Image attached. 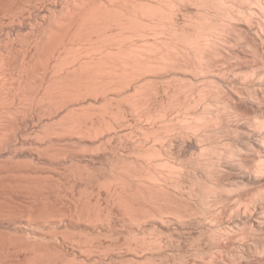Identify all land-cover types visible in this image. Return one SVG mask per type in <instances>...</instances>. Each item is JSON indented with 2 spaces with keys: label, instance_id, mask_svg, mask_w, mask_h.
Here are the masks:
<instances>
[{
  "label": "bare ground",
  "instance_id": "obj_1",
  "mask_svg": "<svg viewBox=\"0 0 264 264\" xmlns=\"http://www.w3.org/2000/svg\"><path fill=\"white\" fill-rule=\"evenodd\" d=\"M170 1L0 0V156L7 154L9 155L6 156L7 158L12 159L13 156L19 158L18 155L21 154L17 153L25 151L29 156L27 155V158L22 153V157L32 162V159H39L44 151L46 154L43 155L46 160L43 161L44 164L57 167V164L61 166L66 162L76 164L78 161L75 162L78 158H75L76 155L78 152L82 155L87 151L86 149L91 154H93L92 150L103 152L110 163L108 168L111 176L107 175L109 173L106 175L109 178L112 177L114 183L109 182L111 179H106L105 176L102 178L103 181L95 178L92 175L93 172L92 174L86 172L89 171V169L86 170L87 165L82 172L75 164L73 166L78 167L77 169L70 165L73 169L66 170L67 180L65 181L69 184L79 181L89 185V181L93 183L95 179L98 181L97 184L105 180L106 184H113L112 191H108L111 194V203L116 209L118 208V211H121V216L122 214L126 216L128 219L126 221L131 224L130 227L134 224L140 226L138 223L145 222V218L147 221L155 220L154 223L159 220L157 223L163 226L166 222L172 224L170 230L179 235L189 231L187 228L189 223L195 224L199 229L198 232L201 230V234L207 233L211 240L213 237L217 239L216 244L210 246L207 243L211 240L208 238V241L207 234L205 235L206 240L203 244L209 246L205 245L206 248L203 251L210 256L207 255L206 261H202L206 258H204L205 254L201 256L203 257L199 260L202 261L201 263L251 264L252 261L247 255L254 248L253 253L257 251L262 256V260L258 259L260 256L256 253L259 257H256L257 262L253 260L254 264H264V165H262L264 164V118L263 114L260 118L256 116L259 119L263 118L260 121L263 124H261L262 127L256 118L258 120L256 123L260 127L257 126L255 122L253 123L254 118L250 120L248 116L242 115L241 105H239L243 104L259 113L264 112V0H246L250 4L240 3L241 6L239 5L241 0L239 2L237 0H193L192 4L202 11L201 23L198 22L197 25L196 20L194 22L197 25L196 29L199 26L201 39L198 36L195 38L196 34L198 35V29L194 37L192 35L195 32L192 30L190 37L188 34L179 36L183 38L182 44H179L181 46L176 45L177 41L173 39L180 35L176 29L178 24L175 26L179 19L176 22L175 19L170 20L173 17L170 13L172 9ZM170 42H172L171 46ZM179 73L185 78H179ZM168 77L173 78L174 81L178 77L179 80L175 82L171 80L173 83L170 84ZM164 79H166L165 83L161 81ZM180 80L182 83H179ZM158 81L165 84L164 86L161 84L162 87L158 85L161 89L157 86ZM259 113L257 115H260ZM132 119L139 123L135 126L140 128L138 130L141 131V136H136L139 138L136 142L135 138H133L134 141L132 139L133 143L127 142L129 145L132 143L131 146L125 142L130 149L125 151V148L128 149L126 146H121L120 149L118 145L109 143L112 138L116 137L117 140L122 136L126 138L124 136L127 133L128 137L129 134L135 133L136 128L134 129ZM203 137H207L208 141L210 139V142L205 143L203 140L204 144L201 139ZM234 139L238 141V146L231 142ZM122 142L120 140L119 145ZM241 154H244L246 159L249 156L256 163L252 166L244 164ZM16 157L15 159H18ZM88 157L92 158V156ZM11 159H7L5 164L0 163V173L4 174L13 170L16 172L21 166L23 167V165L18 167V164L19 169H4L3 166L11 162ZM31 162L28 164L30 165ZM43 162L40 161L42 164ZM79 162H81L80 159ZM33 164L38 166L39 162ZM27 167L33 168L28 165ZM27 167L21 170L28 172L29 169H25ZM70 167L68 168L71 169ZM102 167L105 168V166ZM45 168L47 169L46 166ZM45 168L41 171L47 172L48 169L44 170ZM33 169L36 170L34 176L33 170L32 173L30 171L31 176L24 175L23 171V175L20 171L14 172L15 175L14 173L13 175L27 176V181L30 178V183L35 181L37 184L39 181L45 183L53 176L48 172V176L46 173L40 174L43 176H36L38 169L35 167ZM194 169L200 171L205 177L201 182L200 172L194 171L196 174L193 172V178L191 177L190 171ZM56 172L59 175L60 172L58 173L57 170ZM57 174L55 173L56 176ZM195 176L200 178H198L199 181H193ZM21 177L20 179L23 180ZM187 182L190 184L188 185ZM202 182L203 185L200 184ZM192 183L198 184L195 185L197 189L192 188L194 186ZM108 184L106 185L108 189L105 188L106 192L111 190ZM199 184L201 188H198ZM102 185L104 183L99 184L100 187ZM85 191L87 192V189L79 192V196L69 198L65 203L61 200L63 197L67 199L66 195L57 194L60 198H57L56 206L60 204V207L55 209L58 211L55 214L59 215V218H61L60 215L64 217L63 215L70 214L69 219L72 216L81 218H76L80 221L84 219L82 223L89 224L97 232L95 237L98 241L94 238L98 243H92L91 238L90 243L84 241L82 244L71 245L69 249L72 253L68 249L67 252H70L73 257L77 256V261L73 258L75 263L68 260V254L66 255L62 250L66 258L59 255L62 254L61 251L59 254L58 252L48 254L47 251L50 250H47L44 254L46 249L32 248L31 256H28L31 258L27 257L29 261L26 264H88V262L90 264L91 261L93 264L97 260L100 264L102 260H107L108 252L113 251L112 254L115 257L119 255L120 249H117V252L108 251L109 248L113 249L111 246L116 244L114 241L119 244L118 237L111 246L108 245L106 250V247L102 246L101 237L97 236L102 235L101 239H107V233L110 237L111 234H116V230L120 232L119 227L113 226L110 222L115 221L114 217L112 218L113 215L110 216V213L113 214L114 211L112 209L113 212H111L108 209L109 204L106 201L110 200V197L107 198L110 195L106 193L107 206L105 207L108 210L104 215V221H101L100 226L96 228L95 213L98 212L97 210L100 212L102 207L101 205L99 207V202L97 203L99 198L94 201L96 203H93L90 198L92 192L86 194ZM243 194H247V197L244 198ZM193 199L199 203L200 207L190 205ZM54 201L57 202L55 199ZM96 204L99 209H96L94 213L92 207ZM60 208L64 213L68 211L70 213L68 212L67 215L59 213ZM55 214H52V217L50 214L51 218H47L59 220L58 217L53 216ZM140 218L144 220L141 221ZM23 224L24 222L20 221L14 226L20 229ZM149 227H154V224ZM129 230H126L128 236L123 240H126L124 245H128L125 253L130 255L131 261L141 260L144 252L141 250L142 253L139 255L136 251L141 247L150 249L144 251H150L151 255L154 251L157 252V248L162 243L161 238H157L158 235L152 239L151 234L150 238L146 234L143 235L142 231L137 230V233L136 231L134 233L133 229L131 232ZM52 231H54L53 227ZM151 231L154 230L151 229ZM159 232L162 231L159 230ZM168 237L170 238V235ZM54 238H49V243ZM54 240L56 241L57 238ZM35 245L33 247L39 246V244ZM118 246L116 248L120 247ZM53 247L55 248V243ZM93 247L94 249H91ZM99 248L103 249L102 252ZM239 248L249 249L250 252L247 254L248 250L241 249L246 255L244 253L240 256ZM51 253L58 256L49 257ZM2 254L0 264L15 263V260L11 262L12 258L6 260L5 254ZM156 255L155 257L158 258L159 254ZM143 256L149 258L146 255ZM51 257L57 258L56 261L59 257V260L56 262ZM164 257L168 258V256ZM117 258L121 259L123 256ZM145 258L142 257V260L147 261L148 259ZM108 261L111 260L108 259ZM122 261L124 260L121 259Z\"/></svg>",
  "mask_w": 264,
  "mask_h": 264
},
{
  "label": "rangeland",
  "instance_id": "obj_2",
  "mask_svg": "<svg viewBox=\"0 0 264 264\" xmlns=\"http://www.w3.org/2000/svg\"><path fill=\"white\" fill-rule=\"evenodd\" d=\"M181 2H179V0H171L170 1V4L172 3H174L173 5L171 4L170 6V8H172V9H170V13H172L173 15V17H171L170 18V20L171 19H173V21H174V19H175V22H176V20H178L177 22H176V24H175V26H176V29H178V31H179V34L180 35H178L177 37H176V39H175V37L173 38L174 39V41H177L176 42V45H179L180 43L182 44V40H183V38L182 37H179V36H183L184 34L186 35V34H188V36L190 37V35H192V34H190V33H193V31L195 32L192 36L194 37L195 36V34H196V30L199 28V26H198V28L196 29V27H197V25L199 24V23H201V16H202V14H201V10H199V8L197 9V6L194 4H192L193 2V0H183V1H185V3L182 1V0H180ZM187 1H189L188 3H187ZM238 2L240 1V0H237ZM242 1V2H241ZM240 2H239V5H240V3H242V5L243 4H246V3H249V2H247L246 0H241ZM179 2V3H178ZM177 3V4H176ZM183 3V4H182ZM187 3V4H186ZM182 4V5H181ZM250 4V3H249ZM193 7H192V6ZM177 6V7H176ZM189 8H188V7ZM241 6V5H240ZM179 7V8H178ZM192 7V8H191ZM194 7H196V8H194ZM181 8V9H180ZM176 9V10H175ZM183 9V10H182ZM243 9V8H242ZM182 10V11H181ZM186 10V11H185ZM196 10V11H195ZM244 10V9H243ZM172 11H174V12H172ZM176 11V12H175ZM198 11H199V13H198ZM195 12V13H194ZM197 12V13H196ZM192 13V14H191ZM177 14V15H176ZM190 14V15H189ZM197 14V15H196ZM199 14V15H198ZM181 15V16H180ZM185 17H184V16ZM189 15V16H188ZM192 15V16H191ZM195 15V17H193ZM178 16V17H177ZM198 16V17H197ZM177 17V18H176ZM184 17V18H183ZM189 17V18H188ZM194 18V19H193ZM195 20H196V22H195ZM198 20V21H197ZM184 21V22H183ZM187 22V23H186ZM197 23V25L195 24V23ZM199 22V23H198ZM183 23V24H182ZM190 23V24H189ZM195 24L194 26H193V24ZM181 24V25H180ZM190 26H189V25ZM201 25V24H200ZM178 26H179V28H178ZM185 26V27H184ZM191 27V28H190ZM182 28V29H181ZM191 29V30H189V29ZM195 28V29H194ZM181 29V30H180ZM183 30H184V32H183ZM193 30V31H192ZM177 31V32H178ZM188 31V32H187ZM191 31V32H190ZM186 32V33H185ZM198 35L196 34V36H195V38H197V36H198V38L199 37H201V34H200V32H199V29H198ZM177 34V33H176ZM199 34H200V36H199ZM184 35V36H185ZM191 36V37H192ZM170 37H171V35H170ZM187 37V36H186ZM199 39H201V38H199ZM171 41V40H170ZM171 44H170V46L172 45V42H170ZM179 46H181V45H179ZM171 48V47H170ZM171 60V59H170ZM172 71V70H171ZM170 71V72H171ZM172 73V72H171ZM171 73H170V75H171ZM178 76H179V78H181V77H183V75H181L180 73L178 74ZM168 78H170V84H172L173 82H175V81H177V80H179L178 79V77H176L175 79H177V80H175L174 81V79L173 78H171V77H168ZM183 78H185V77H183ZM183 78H182V80H183ZM165 80L166 79H164V80H161V81H163L164 83H165ZM171 80L173 81V82H171ZM163 82H160L159 83V81L158 82H156V83H158L157 84V86L158 85H160L161 86V84H163ZM186 82V81H185ZM184 82V83H185ZM178 83V82H177ZM179 83H182L181 82V80L179 81ZM186 83H188V82H186ZM165 84H163L162 86H164ZM196 85V84H195ZM160 86H158V87H160ZM161 86V87H162ZM161 87L159 88V89H161ZM239 105H241V112H243L242 113V115H245V117H249L250 118V120H252L253 118V123L255 122H257L258 120H259V124L261 125L262 123H260V121H261V119H263L264 118V112H260L259 113V111H256V110H254L253 108L251 109L250 107H247V106H245V105H243V104H239ZM246 109V110H245ZM244 110V111H243ZM255 111V112H254ZM246 112V113H245ZM249 112V113H248ZM260 114V115H257V114ZM254 114H255V117H254ZM261 114H263V118H261V119H259L260 117H262V115ZM256 116H258V117H256ZM258 120H257V119ZM131 120V119H130ZM129 120V121H130ZM257 120V121H256ZM132 121H133V119H132ZM132 121H130L131 122V124H132ZM264 121V120H263ZM134 122V121H133ZM136 122V121H135ZM133 123V125L135 126H138L137 124H139V123ZM258 123V122H257ZM256 123V125L257 126H259L258 124ZM130 124V125H131ZM263 125V124H262ZM262 125H261V127H262ZM132 126V125H131ZM136 126L134 127V129L136 128ZM260 127V126H259ZM133 128H132V131L134 130ZM137 129V130H136ZM135 129V133L133 132V133H131V134H129V137H128V133H127V135H125L124 137H126V138H123V136L120 138H118L119 139V141L121 140V141H123L122 142V144H120L119 145V141H117L116 140V137L115 138H112V139H110V141H109V143H111L112 145L114 144L115 146H119L120 147V149H121V146H126L125 144L127 143V142H132L133 143V141H134V139L133 138H135V142L139 139V138H137V137H139V136H141V131L140 130H138V129H140V128H136ZM261 130V129H260ZM262 130H263V128H262ZM131 131V132H132ZM140 131V132H139ZM133 135V136H132ZM139 135V136H138ZM137 136V137H136ZM130 138L131 140H129L128 138ZM204 138V137H203ZM203 138H201L202 139V142L204 143V141H205V143H209L210 142V139H209V141L206 139L207 137H205L204 139ZM124 139V140H123ZM127 139V140H126ZM132 139H133V141H132ZM116 140V141H115ZM204 140V141H203ZM207 140V141H206ZM126 142V143H125ZM134 142V143H135ZM232 143L234 142V145H237L238 144V141L236 140V139H234V140H232L231 141ZM235 142H236V144H235ZM121 143V142H120ZM132 143H130V145H129V143H127V145L128 146H131L132 145ZM204 143V144H205ZM231 143V145H233ZM233 145V147H235ZM128 146H126L128 149L126 150V148L125 147H122L125 151H128L129 149H130V147H128ZM238 146V145H237ZM79 148H77V150H78ZM87 151H89L88 149H86ZM174 151L176 150L175 148L173 149ZM43 151V150H42ZM42 151H40V152H42ZM78 151H81V149L80 150H78ZM85 152V153H82V155H81V153H79L78 152V154L76 155V157L75 158H79L80 159V161L82 162H79V159L77 158V159H75V162H76V164L73 162V163H70V162H66L65 164H63V165H58L57 164V167H56V165H54V166H50L48 163V165H49V167H52L51 169H49V167H48V165H46V164H44V162L46 161L45 159H44V156L46 155L45 154V152L43 151L42 153H43V155H41L40 154V158L39 159H32V162H33V160H34V162L35 163H37L38 164V162H39V164H40V166H39V164H38V166L36 165V164H33L32 162H31V160H29V159H27L28 157H27V152H25V151H23V152H20V153H17V154H21V155H18L19 156V158L18 157H16V156H13L14 157V160H12L13 159V157H12V159L11 158H7L9 155H7V154H3L2 156H0V163H4L5 164V162H7L8 160L7 159H11L10 161L12 162L13 161V163H11V162H9V163H6V165L5 166H3V168L4 169H16L17 168V165L19 164V166L18 167H20L21 165H23V167H27V165L28 166H31V167H35V169H38L37 170V174H36V176L37 175H40V174H43V173H46V175H47V172H48V174H52L51 176L52 177H54V178H52V177H50L51 179H47L48 180V182L46 183V181H45V183L44 182H38V184H40L39 186H37L38 184H37V182H35V181H31V183L29 182L30 180V178L28 179V181H27V176H31V174H30V171H31V173H32V170L34 171L33 172V176H34V173L36 172V170H34L33 168L31 169L30 167L28 168H25V169H29V174H27L26 172H24V170H21L23 167L21 166V168L19 169V168H17V169H19V170H16V172L17 171H20V172H22V175L24 174V175H27V176H23V177H21V178H23V180L22 179H20V177L18 178L17 177V175H20V174H16V176H14L15 175V171L13 170V171H10V172H8V173H4V174H2V173H0V255H3L2 253H4L5 254V256L7 257H5L6 258V260H11L10 258H12V263L14 262V260H15V263L14 264H26V262L27 261H29V260H27V257L28 256H31V253H30V250L32 249V248H34V249H42V248H44V249H46L45 250V253L44 254H46V251L47 250H50V251H47L48 252V254L50 253V252H58L57 254H59L60 253V251L62 250L66 255H67V259L68 260H71L72 261V263H75L74 261H73V258L76 260H78V258H77V256H75V257H73V255L71 254L72 253V251H70V249H69V247H71V245L72 246H75V245H77V244H82L84 241H86V242H89L90 243V239L92 238L93 240H95V238L97 239V237H95L96 236V234H97V232H95V230H93L92 229V227L89 225V224H84V222L82 223V221H84V219L82 220V221H80V220H77V219H81V218H75L74 216H72V218L71 219H69V216L71 217V215L69 214V215H67V213L69 212H67V210H64V211H66L67 213H64L62 210L63 209H61L60 208V210H59V213L60 212H62V214L64 213V214H66L67 216H65V215H63L64 217H62L61 215H60V217L61 218H59L56 214L58 213V211L57 210H55V209H57V207H60L59 205L60 204H57L58 206H56V203H58V199L60 198L58 195H59V193H60V195H66L65 197L67 198V199H65L64 197L62 198V200L61 201H64V203L65 202H68V201H66V200H68L69 198L71 199L72 197H75L76 195L77 196H79L80 195V193L81 192H84V190H86L87 189V192L89 193L90 191L92 192V195H91V193L89 194V195H91V201L93 202V203H96V202H94V201H97V198H99V201H97V203L99 204V207H100V205H101V209L102 210H100V212H99V210H97L98 212H94V211H96V209H99V207L97 206V204H96V206L95 207H98V208H95L93 205V207H92V211L95 213V217H96V219H97V221H96V228L97 227H99L100 226V222L101 221H104V215H105V213L107 212V210L108 209H110V211L113 209V211H111V212H113V214H111L110 213V216H112V218L115 220H113L114 222H112V221H110L112 224H113V226H116L118 229H119V231L120 232H118V230H116L117 232H116V234L115 233H113V234H111V236L110 237H108L110 234L109 233H107L108 234V236H107V239H105L104 237L106 236V235H104V239H101L102 238V235H97L98 237L100 236L101 238H100V240H101V242L103 241V247L107 250V247H108V245H110L111 246V243L117 238L118 239V241H119V244H121V246L117 243V241H114V242H116V244L114 245V246H111L113 249H111V248H109V250L108 251H110V250H114V251H116L117 252V249H120V251L118 250V254L119 255H121V256H117V257H122L123 256V258H121V259H123L124 261H122V262H124V263H122L121 262V259H119V258H117V257H115V256H113V251H111V253L110 252H108V255H107V260L106 259H104V260H106L105 262H104V260H102L103 262H101L100 264H133V261H134V264H139V262L141 263V264H144L145 262H146V264H200L202 261H206V260H208L207 258L210 256V254L208 255L207 253L205 254V251H203L204 250V248H206L207 246H211V245H215L216 243V237L214 238H212V240H211V237H208V234L207 233H205V232H202V234H201V230H200V232H198L199 231V229L197 228V226L195 225V224H191L190 225V223L187 225V228H188V230L189 231H191V232H189V231H187V232H184V234L183 233H180L179 235L178 234H176L174 231V234H173V232H172V230H170V227H171V225L172 224H170V223H167L166 221V223H165V225L163 226V224H159V223H157V222H159V220L158 221H156L155 223L157 224H155L154 223V221L155 220H153V222H152V220H146V218H145V222L143 221L144 220V218H140L139 220H141V221H143L141 224H139L138 223V225H140V226H135V224L134 225H132L131 227L129 226V225H131L130 224V222L128 223L126 220H128L127 218H126V216H125V218H124V216H123V214H122V216H121V211L119 210H117L116 209V207L115 206H113V204L111 203V194L110 193H108V191L110 192V191H112V185L111 184H108L110 187H109V189H111V190H107V192H106V190H105V188H107L106 187V180L104 181V182H102V183H104V185H102L101 187L99 186V184L101 185L102 183H100L99 182V184H97L98 183V181L97 180H93V183H92V181H89L90 183H89V185H84V182L82 183H80L79 181L78 182H76V183H72V184H69L67 181H65V180H67L66 179V175H65V173H67L66 172V170L68 171V170H72L73 168H75L76 166H78L79 167V169L83 172V169H85V166L87 165V167L88 168H86V170L87 169H89V171L87 170H85L86 172H89V173H91L92 174V172H93V176L95 177V178H99L101 181H103L102 180V178H104L103 176H105V178L107 179V178H109V177H107V175L108 176H111L110 175V170H109V165L108 164H110L109 163V160H107L106 159V157L103 155V152H95L94 150H92L93 151V154H91V153H89V152ZM22 153L24 154V156H26V157H22ZM96 153H97V155H96ZM16 154V155H17ZM88 154V155H87ZM101 154H102V156H101ZM242 156H241V159H242V157H243V159H242V161H243V163L245 164V163H247V165L248 164H250V165H248V166H252V164H255L256 162H254L249 156H247V159H246V157H244L243 155L244 154H241ZM7 156V157H6ZM21 156V157H20ZM29 156V155H28ZM85 156V157H84ZM88 156H92V158L91 159H89V157ZM102 157V159H101V157ZM103 156H104V158H103ZM15 157L16 158H18V159H15ZM88 159H87V158ZM94 157V158H93ZM5 158H7V159H5ZM23 160H22V159ZM31 158V157H30ZM100 158V159H99ZM247 161H246V160ZM5 160V161H4ZM7 160V161H6ZM27 160V161H26ZM88 160V161H87ZM91 160V161H90ZM93 160H94V162H93ZM101 162H100V161ZM103 160V161H102ZM105 160V161H104ZM2 161V162H1ZM17 161V162H16ZM23 161V162H22ZM31 162L30 163V165L28 164L29 162ZM37 161V162H36ZM40 161H44L43 162V164L42 163H40ZM90 161V162H89ZM107 161V162H106ZM19 162V163H18ZM20 162H21V164H20ZM28 162V163H27ZM62 162V161H61ZM103 162V163H102ZM106 162V163H105ZM254 162V163H253ZM10 163H11V165H10ZM24 163V164H23ZM27 165H26V164ZM85 163V164H84ZM88 163V164H87ZM97 163V164H96ZM101 163V164H100ZM8 164V165H7ZM73 164H75L74 166H73ZM100 164V165H99ZM104 164V165H103ZM33 165V166H32ZM37 166V168H36V166ZM70 165H72L71 167H73V168H71L70 167ZM83 165V166H82ZM262 165H264V164H262ZM43 166V167H42ZM45 166L47 167V169L49 170H47L46 168H45ZM90 166V167H89ZM102 166H105V168L104 167H102ZM1 167V166H0ZM59 167V168H58ZM68 167H70L71 169H69ZM78 167H76V169L78 168ZM81 167V168H80ZM82 167H84V168H82ZM43 168H45L44 170H47V172L46 171H41V169L43 170ZM55 168V169H54ZM95 168V169H94ZM101 168V169H100ZM103 168V169H102ZM31 169V170H30ZM104 169H108V170H104ZM55 171V172H52V171ZM56 170L58 171V173H59V175L57 174V172H56ZM75 170V169H74ZM79 170V171H80ZM91 170V171H90ZM52 173H51V172ZM62 171V172H61ZM69 171V172H70ZM75 171H77L78 172V170H75ZM108 171V172H107ZM196 172V173H198V172H200V171H198V170H192V171H190V175H191V177L194 175L193 174V172ZM15 172V173H14ZM42 172V173H41ZM50 172V173H49ZM194 172V173H195ZM13 173H14V175H13ZM17 173H19V172H17ZM55 173L57 174V176L55 175ZM106 173H109V174H107L106 175ZM195 173V174H196ZM46 175H44V176H46ZM49 175V176H50ZM40 176H43V175H40ZM48 176V175H47ZM56 176V177H55ZM97 176V177H96ZM196 176H198V174L196 175ZM196 176L194 177L195 179H193V181H195V180H197V181H199V179L198 178H196ZM199 176H201V180H200V182L202 181V179L203 178H205V177H203V175H202V173L200 172L199 173ZM13 177H15V178H13ZM18 178V179H17ZM24 178H26V180L24 179ZM112 177H110L109 179H111ZM193 178V177H192ZM12 179V180H11ZM16 179V180H15ZM53 179V180H52ZM108 179V180H109ZM113 179V178H112ZM112 179L109 181V182H113L112 181ZM14 180V181H13ZM22 180V181H21ZM108 180H107V182H108ZM204 180H206V179H204ZM25 181V183H23ZM62 181V182H61ZM6 182V183H5ZM19 182V183H18ZM67 182V183H66ZM96 182V183H95ZM196 182V181H195ZM4 183V184H3ZM15 183V184H14ZM18 183V184H17ZM23 183V184H22ZM31 185H30V184ZM63 183V185H61ZM79 183V184H78ZM114 183V182H113ZM188 183V185L190 184L189 182H187ZM199 183V182H198ZM33 184V185H32ZM37 184V185H36ZM41 184H43L42 186H41ZM106 184V185H105ZM194 186H192V188L193 187H196L198 184L197 183H192ZM197 184V185H196ZM200 184H202L203 185V182L202 183H200ZM199 184V187L198 188H201L202 186ZM19 187H18V186ZM36 185V186H35ZM196 185V186H195ZM40 186H41V189H40ZM48 186V187H47ZM63 186H65L64 188H63ZM100 188H99V187ZM105 186V187H104ZM2 187V188H1ZM5 187V188H4ZM8 187V188H7ZM17 187V188H16ZM22 187V188H21ZM26 187H28V188H26ZM44 187H46V188H44ZM60 187V188H59ZM97 187V188H96ZM104 187V188H103ZM13 188V189H12ZM19 188V189H18ZM21 188V189H20ZM31 188V189H30ZM36 188H39V189H37L36 190ZM81 188V189H80ZM85 188V189H84ZM3 189V190H2ZM25 189H27V191L25 190ZM30 189V190H29ZM35 189V190H34ZM45 189V190H44ZM80 189V190H79ZM83 189V190H82ZM95 189V190H94ZM108 189V188H107ZM194 189H197V187L196 188H194ZM40 190V191H39ZM66 190V191H65ZM82 190V191H81ZM30 191H32V192H30ZM34 191V192H33ZM38 191V192H37ZM56 191H57V193H56ZM71 191H72V194H71ZM102 191H103V193H102ZM24 192V193H23ZM65 192V193H64ZM80 192V193H79ZM86 192V191H85ZM87 192H86V194H87ZM97 192V193H96ZM7 193H8V195H7ZM23 193V194H22ZM26 193V194H25ZM36 193H37V195H36ZM106 193H107V195L109 194L110 196H107V198L108 197H110V200L109 199H107L106 198ZM112 193V192H111ZM3 194H5V195H3ZM32 194V195H31ZM35 194V195H34ZM41 194V195H40ZM56 194V195H55ZM58 194V195H57ZM245 194V193H244ZM243 194V197L245 198V197H247V194L246 195H244ZM27 195V196H26ZM96 195V196H95ZM102 195V196H101ZM16 196V197H15ZM22 196H24V197H22ZM35 196V198H33ZM28 197H30V198H28ZM38 197V198H37ZM95 197V198H94ZM12 198V199H11ZM18 198V199H17ZM58 198V199H57ZM77 198V197H76ZM3 199V200H2ZM30 199V200H29ZM54 199L55 200H57V202H55L54 201ZM93 199V200H92ZM95 199V200H94ZM107 199V200H106ZM27 200H29V201H27ZM46 200H48V201H46ZM59 200V201H60ZM107 201V204H109L108 205V209H106L107 207H105V206H107V204H105L106 203V201ZM109 200V201H108ZM195 199H193L192 201H190V205L192 206V207H196V206H198V207H200V205H199V203L195 200ZM5 201V202H4ZM9 201H10V203H9ZM46 201V202H45ZM90 201V202H91ZM194 201V202H193ZM28 202V203H27ZM35 202V203H34ZM55 204H54V203ZM92 202L90 203V204H92ZM22 203V204H21ZM32 203V204H31ZM45 203V204H44ZM50 203V204H49ZM60 203V202H59ZM193 203V204H192ZM4 206H3V205ZM8 204V205H7ZM25 204V205H24ZM29 204V205H28ZM53 204V205H52ZM105 204V205H104ZM7 205V206H6ZM20 205V206H19ZM23 205V206H22ZM42 205V206H41ZM48 205V206H47ZM52 205V206H51ZM112 205V206H111ZM26 206V207H25ZM40 206V207H39ZM50 206H51V208H50ZM7 207V208H6ZM24 207V208H23ZM105 207V211H104V213H102V211H103V208ZM39 208V209H38ZM40 208H41V211H40ZM43 208V209H42ZM48 208V209H47ZM115 208V209H114ZM46 209V210H45ZM94 209V210H93ZM48 210V211H47ZM116 210H117V212H116ZM17 211V212H16ZM45 211H46V213H45ZM57 211V212H56ZM39 212V213H38ZM55 212H56V214H55ZM10 213H12L11 215H10ZM16 213V214H15ZM26 213V214H25ZM49 213V214H48ZM70 213V212H69ZM98 213V214H97ZM102 213V214H101ZM31 214H33V215H31ZM46 214H48V215H46ZM51 214V215H50ZM52 214H55V215H53V216H56V217H58V219L59 220H62V221H59V220H57L56 218H53V219H48V218H51L52 217ZM99 214H100V216H99ZM25 215H27V216H25ZM37 215V216H36ZM40 215H41V217H42V219H41V217H40ZM44 215V216H43ZM46 215V216H45ZM51 217H50V216ZM97 216H99L98 218H97ZM116 216V217H115ZM118 216V217H117ZM121 216V217H120ZM34 217V218H33ZM48 217V218H47ZM73 217L75 218V220L73 219ZM36 218V219H35ZM44 218V219H43ZM84 218V217H83ZM111 218V219H112ZM116 218V219H115ZM123 218V220H121ZM27 219V220H26ZM29 219V220H28ZM48 219V220H47ZM72 219H73V221H72ZM11 220V221H10ZM86 220V219H85ZM117 220H118V222H117ZM21 221V223H23L24 222V224L22 225V226H20V229H19V227H17V226H14L16 223H19ZM27 221V222H26ZM30 221V222H29ZM48 221V222H47ZM75 221H79L78 223V225H77V222H75ZM123 221V222H122ZM147 221V222H146ZM151 221V222H150ZM60 222V223H59ZM64 222H65V224H64ZM93 222H95V220H93ZM92 222V223H93ZM126 222H127V225H126ZM138 222V221H137ZM136 222V223H137ZM34 223V224H33ZM38 223V224H37ZM47 223V224H46ZM121 223V225H119ZM149 223H151V225L149 224ZM37 224V225H36ZM63 224V225H62ZM72 224H73V226H72ZM145 224H146V226H145ZM153 224H154V227H149V226H153ZM25 225V226H24ZM31 225H32V228H31ZM26 228H24V227ZM28 226V227H27ZM48 226H49V228H48ZM67 226H68V228H67ZM79 226V227H78ZM124 226V227H123ZM150 228H148V227ZM190 228H189V227ZM40 227V228H39ZM52 227H53V229H54V231H52ZM55 227V228H54ZM61 227V228H60ZM85 227V228H84ZM131 228L130 230H129V228ZM139 227H141L140 229H139ZM148 229H147V228ZM158 227V228H157ZM48 230H47V229ZM51 228V229H50ZM72 228V229H71ZM81 228V229H80ZM128 228V229H127ZM138 228V229H137ZM145 228H146V230H145ZM154 228V229H153ZM160 228V229H159ZM8 229H9V231H8ZM36 229V230H35ZM57 229V230H56ZM121 229L123 230V231H121ZM134 231H133V230ZM136 229V230H135ZM151 229L152 230H154V231H151ZM168 229H169V231H171V232H169L168 231ZM198 229V230H197ZM15 230H16V232H15ZM45 230V231H44ZM51 230V231H50ZM75 230V231H74ZM126 230H129L130 232L131 231H133L134 233H135V231H136V233H137V230L138 231H142L141 233L143 234V235H145L146 234V236L147 237H150V234H151V237H152V239H154L155 238V235L157 236V238H161V240L160 241H162V243L160 244V247H158L157 249L159 250H157V252H155L154 251V253L155 254H157L156 256H158V254H159V256H158V258H156L155 257V254L153 253V255H151L150 254V251L149 252H145V251H148V250H150V249H142V247L141 248H139L138 250L136 249V251L138 252V254L139 255H141L140 253H142V252H144L143 254H142V257L143 258H145L143 255H146V257H149V258H145L146 260L148 259H150L149 261L150 262H148V260L147 261H145L144 259V261L142 260V257H141V260L140 261H138L137 262V260H133V261H131L132 260V258H130V255L128 254V253H125L126 252V250H125V248H127L128 247V245H124V244H126V240H123V239H125L128 235H127V231ZM150 230V231H149ZM159 230L160 231H162V232H159ZM197 230V231H196ZM14 231V232H13ZM20 231V232H19ZM33 231V232H32ZM36 231V232H35ZM43 231H44V233H43ZM143 231H144V233H143ZM50 232H52V233H50ZM57 234H56V233ZM102 232H104L103 230H102ZM150 232V233H149ZM154 232H155V234H154ZM9 233V234H8ZM11 233V234H10ZM25 233V234H24ZM49 233V234H48ZM140 233V232H139ZM169 233V234H168ZM19 236H18V235ZM54 234H55V236H54ZM67 234H68V236H67ZM77 234V235H76ZM95 234V235H94ZM122 234V235H121ZM124 234V235H123ZM176 234V235H175ZM197 234H199V235H197ZM202 236H201V235ZM204 234V235H203ZM207 234V240L209 241V239L208 238H210V240L211 241H209L207 244H209V245H206V244H203V242L205 243V240H206V237H205V235ZM26 235V236H25ZM32 235H34L33 237H35V238H33L32 237ZM44 235H45V237H44ZM52 235V236H51ZM94 235V236H93ZM149 235V236H148ZM166 235V236H165ZM168 235H170V238L168 237ZM188 235V236H187ZM30 236V237H29ZM48 236V237H47ZM50 236V237H49ZM55 238H54V237ZM142 236V235H141ZM146 236H143L145 239L147 238ZM172 236V237H171ZM176 236V237H175ZM192 236H193V239H192ZM228 236H230V235H228ZM232 236V235H231ZM18 237V238H17ZM19 237H22V238H19ZM32 237V238H31ZM62 237H64V239L62 238ZM95 237V238H94ZM150 237V238H151ZM165 237V238H164ZM168 237V238H167ZM186 237V239H184ZM196 237V238H195ZM227 236H225V238H226ZM1 238H3V239H1ZM17 238V239H16ZM28 238H30V239H28ZM45 238V239H44ZM49 238H54V239H56L57 238V240L55 241L54 239H52L53 241H55V242H53V241H51L50 243H49ZM121 238V239H120ZM172 238H173V240H172ZM176 238V239H175ZM197 238H198V240H197ZM19 239V240H18ZM33 239V240H32ZM42 239H44V240H42ZM76 239V241H74ZM116 239V240H117ZM147 239H149V238H147ZM164 239V240H163ZM177 239H178V242H177ZM182 239H183V241H182ZM189 239V240H188ZM192 239V240H191ZM204 239V240H203ZM215 239V241H213ZM228 239H230V237H228ZM231 239H232V237H231ZM7 242H6V241ZM21 240V242H19ZM23 240V241H22ZM37 242H36V241ZM41 240V241H40ZM47 240V241H46ZM62 240V241H61ZM73 242H72V241ZM93 240H91V242L93 243L94 242V244L98 241V239H97V241L95 240V241H93ZM99 240V241H100ZM123 240V241H122ZM188 240V241H187ZM196 240V241H195ZM40 241V242H39ZM44 241H45V243H44ZM164 241V242H163ZM176 241V242H175ZM186 241V242H185ZM190 241H193V243H190ZM213 241V242H212ZM31 242V243H30ZM36 242V243H35ZM59 242V243H58ZM106 242V243H105ZM167 242H169V243H167ZM170 242H171V244H170ZM184 242V243H183ZM188 242V243H187ZM16 243H17V245H16ZM18 243H20V244H18ZM25 243V244H24ZM27 243H29V244H27ZM39 244V246H38V244ZM54 243H55V248L56 247H58V248H54L53 247V245H54ZM91 243V244H92ZM98 243V242H97ZM96 243V244H97ZM22 244V245H21ZM35 246H38V247H33L34 245ZM40 244H41V246H40ZM46 244V245H45ZM68 244V245H67ZM120 246H118V245ZM175 244V245H174ZM178 244V245H177ZM180 244V245H179ZM183 244V245H182ZM200 244V245H199ZM4 245V246H3ZM44 245V246H43ZM51 245V246H50ZM61 245V246H60ZM113 245V244H112ZM119 247V248H116L117 246ZM165 245H166V247H165ZM168 245V246H167ZM198 245V246H197ZM204 245V246H203ZM205 245H206V247H205ZM17 246V247H16ZM24 246H26V247H24ZM116 246V247H115ZM126 246V247H125ZM157 246H159V245H157ZM173 248H172V247ZM175 246V247H174ZM201 248H200V247ZM21 247V248H20ZM42 247V248H41ZM46 247V248H45ZM49 247H50V249H49ZM103 247H101V248H103ZM116 249H115V248ZM162 247V248H161ZM171 247V248H170ZM9 248V249H8ZM11 248H12V250H11ZM25 248V249H24ZM30 248V249H29ZM48 248V249H47ZM103 248V249H104ZM122 248V249H121ZM138 248V247H137ZM144 248V247H143ZM161 248V249H160ZM165 250H164V249ZM9 251H8V250ZM14 249H15V251H16V253H15V251H14ZM19 249V250H18ZM28 249V250H27ZM44 249H42V250H44ZM71 252H67L68 250ZM91 249H94V247L93 248H91ZM98 249V248H97ZM100 249V248H99ZM103 249H100V251L102 252V250ZM176 249V250H175ZM184 249V250H183ZM241 249H243V251L246 249H244V248H241ZM240 248L238 249V250H240L239 252H238V254L240 255V256H242L245 252H242V250H241ZM251 249V248H250ZM38 250V251H39ZM57 250V251H56ZM65 250V251H64ZM105 250V251H106ZM124 250V251H123ZM141 250H142V252H141ZM145 250V251H144ZM201 250V251H200ZM246 250H248V252H246L247 254L250 252V250L249 249H246ZM252 250H254V248H252ZM251 250V252L247 255L248 256V258L250 259V261H252L251 262V264H254V261H256L257 262V259H256V255L259 253H257V251L255 252V254L253 253V251ZM28 251V252H27ZM62 251H61V253H62ZM99 251V252H100ZM165 251V252H164ZM41 253H43V251H40ZM40 252H38V253H40ZM90 252H92L91 250H90ZM94 252H95V254H96V252H97V250L95 249L94 250ZM107 252V251H106ZM176 252L178 253V254H176ZM180 252V253H179ZM187 252V253H186ZM199 252H201V253H199ZM242 252V253H241ZM10 255H9V254ZM13 253V254H12ZM93 253V252H92ZM125 253V254H124ZM149 253V254H148ZM161 253V254H160ZM246 253L244 254V255H246ZM257 253V254H256ZM261 253V252H260ZM28 254V255H27ZM53 253H51L50 255H49V257L50 256H54V257H56L55 255H57V254H55V255H52ZM63 255V253L62 254H59V255H63V256H65L64 258H66V255ZM123 254V255H122ZM184 254H186L185 256H184ZM189 254H191V255H189ZM194 256H193V255ZM205 254V255H204ZM242 254V255H241ZM254 255V257H253V255ZM26 255V256H25ZM114 255H116V253H114ZM127 257H126V256ZM162 255H163V257L164 256H168V258H166L165 259V257H164V259L166 260V261H164V259H162L163 257H162ZM174 255V256H173ZM199 255H200V257H199ZM204 255V258L205 259H203V257L201 258V256H203ZM207 255H208V257H207ZM259 256L261 255V254H258ZM16 256V257H15ZM58 256V255H57ZM92 256H94L93 254H92ZM111 256V257H110ZM113 256V257H112ZM125 256V257H124ZM152 257V259H151V257ZM172 256V257H171ZM176 256H179V257H176ZM184 257V258H182V257ZM196 256V257H195ZM258 256V257H259ZM22 257V258H21ZM26 257V258H25ZM54 257H51V258H53V260H55L56 261V259L57 258H55L54 259ZM129 257V258H128ZM156 259H155V258ZM162 257V258H161ZM174 257V258H173ZM181 257V258H180ZM190 257V258H189ZM195 257V258H194ZM257 257V258H258ZM262 256H260L258 259H261L262 260V258H261ZM0 258L2 259V257L0 256ZM5 258H3V260L5 259ZM31 257H28V259H30ZM113 258H116L117 259V261H116V259H113ZM128 260H127V259ZM159 258H160V260H159ZM178 258H179V260L181 261H179L178 260ZM255 258V259H254ZM108 259L109 260H111L110 262L108 261ZM113 259V260H112ZM118 259L120 260V261H118ZM170 259V260H169ZM185 259V260H184ZM188 259V260H187ZM201 259H203L201 262L199 261V260H201ZM6 260H4V261H6ZM22 260V261H21ZM24 260V261H23ZM52 260V259H51ZM58 260H59V257H58ZM57 260V261H58ZM76 260V261H77ZM131 262H130V261ZM153 260H156V261H153ZM254 260V261H253ZM56 261V262H57ZM98 261V260H97ZM97 261L96 262H93V264H99V263H97ZM116 261V262H115ZM160 261H162L161 263H160ZM174 261H176V262H174ZM180 262V263H178V262ZM184 261V262H183ZM194 261V262H193ZM7 262V261H6ZM9 262V261H8ZM16 262H18V263H16ZM24 262V263H23ZM92 262V261H91ZM91 262H90V264H91ZM137 262V263H136ZM164 262V263H163ZM166 262H169V263H166ZM174 262V263H173ZM196 262H198V263H196ZM255 262V263H256ZM0 263H2V260H0ZM88 264H89V262H88ZM201 264H204V263H201ZM257 264V263H256Z\"/></svg>",
  "mask_w": 264,
  "mask_h": 264
}]
</instances>
